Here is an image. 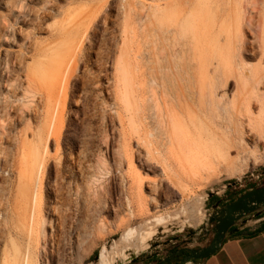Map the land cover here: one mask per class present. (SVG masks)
Instances as JSON below:
<instances>
[{"label":"bare ground","instance_id":"1","mask_svg":"<svg viewBox=\"0 0 264 264\" xmlns=\"http://www.w3.org/2000/svg\"><path fill=\"white\" fill-rule=\"evenodd\" d=\"M79 4L81 10L88 9L77 16L74 25L58 33L63 42L60 59L64 64L61 63L60 70L55 68L58 71L51 74L52 82L38 86V96L46 102L47 116H55V120L52 117L54 121L49 119L39 133L32 135L36 145L29 151L25 140H21L17 175L23 203L29 198L28 190L35 186L37 172L45 164L43 158L51 140L58 144L61 139L62 105L57 108L56 96L60 84L66 85L80 62L82 45L77 46L78 34L87 36L89 28H84L85 23L97 22L106 2L98 7L92 0ZM17 5H12L11 11L18 10ZM117 18L123 21V31L117 46L119 55L113 62L116 91L130 126L122 131V149L128 153L127 147L134 140L139 163L135 167L127 161L129 172L119 176L121 185L124 179L129 182L127 203L133 208L127 218L120 220V226L126 227L147 214L145 186L152 202L161 181L185 196L189 187L213 178L217 171L226 168L234 174L239 170V159H233L231 151L235 147L245 149L242 143L246 129L264 135V0H159L150 4L120 0ZM246 30L255 34L260 50L257 55L261 65L251 68L242 56L248 45L243 34ZM102 50L95 53L94 59L99 72L110 59L108 50ZM7 56L3 55L5 61ZM27 81H31L30 75ZM230 81L234 88L228 92ZM121 125L124 126L123 121ZM247 155L255 159L253 152L248 151ZM221 166L224 170L219 169ZM80 170L77 173L82 176ZM143 175L148 179H143ZM31 196L37 197L32 193ZM200 209L191 218L198 226L204 221ZM181 215L186 218L184 209ZM180 219L179 214L156 216L144 220L138 228L127 227L118 242L101 248L96 264H123L130 255L146 251L155 242L158 228ZM32 221L22 228L27 237L25 248L22 250L12 239L13 250L3 255L2 264H37L40 250L45 251L47 245L53 247L56 232L49 240L43 236L40 240ZM178 224L182 227L188 222ZM103 230L100 227L97 236Z\"/></svg>","mask_w":264,"mask_h":264},{"label":"rangeland","instance_id":"2","mask_svg":"<svg viewBox=\"0 0 264 264\" xmlns=\"http://www.w3.org/2000/svg\"><path fill=\"white\" fill-rule=\"evenodd\" d=\"M81 1L0 0V264L3 255L13 250L12 239L22 250L25 248L27 237L22 228L32 220L38 239L43 236L49 240L55 232L58 235L53 247L47 245L45 251L40 250L37 264H92L101 248L104 245L110 248L114 241L118 242L127 227L138 228L144 220L150 221L156 216L179 214L181 219L158 228L155 241L163 236L160 244L176 238L192 239L193 246L196 243L202 245L210 230V225L206 224L207 209H210L208 194L219 191L215 197H221L220 189L251 173H264L261 165L264 135L246 129L242 143L246 150L242 146L231 151V157L239 159L236 174L221 166L219 169L225 168L223 172L217 171L213 178L189 187L185 196L166 181H161L154 202L145 186L147 214L126 227L120 226V220L127 218L133 208L127 203L129 182L124 179L121 185L119 176L129 172L127 161L135 167L139 164L134 140L127 147L128 153L122 149V131L129 130L130 126L117 99L113 62L119 55L117 46L121 43L123 21L117 18L120 0H92L96 7L106 2L104 13L97 22L85 23L84 28H89L87 36L76 33H79L77 46L82 45L80 62L66 85L60 84L56 96L59 99L57 108L62 105L59 145L51 140L43 158L45 164L36 174L35 186L28 190L29 198L21 202L17 175L21 140H25V148L29 151L36 145L32 135L39 133L45 123L55 120V116H47L46 102L38 96V86L52 82L51 74H57L61 67L63 42L58 33L74 25L77 16L88 9H80ZM137 1L150 4L159 0ZM15 4L20 10L11 11ZM243 34L245 44H248L245 45L246 52L242 51L246 65L249 68L261 65L257 37L249 30ZM102 49L108 50L110 59L99 72L94 59L95 53ZM5 53L9 55L6 61ZM75 53L78 54L79 49ZM28 75L31 81H27ZM230 82L231 86L226 88L228 92L234 88V82ZM240 149H244L243 152ZM237 150L240 151L238 155ZM248 151L255 154V159L247 155ZM78 168L82 170V176L77 173ZM142 178L148 179L145 175ZM31 193L37 197L32 199ZM198 208L204 216L201 226L191 220ZM183 209L186 218L181 215ZM181 221L188 224L181 227L178 224ZM100 227L104 230L97 236ZM190 229L194 232L188 238ZM159 250L163 252L164 247Z\"/></svg>","mask_w":264,"mask_h":264},{"label":"water","instance_id":"3","mask_svg":"<svg viewBox=\"0 0 264 264\" xmlns=\"http://www.w3.org/2000/svg\"><path fill=\"white\" fill-rule=\"evenodd\" d=\"M242 183L243 180H238L220 189V192L224 193L228 188L239 187L240 185H242ZM218 193L219 191H214L208 194L207 199H211L212 197L217 196ZM263 211H264V187L261 188L258 187L249 190L247 193L238 197L234 202L230 203L229 205L221 209L215 210V207H213L212 212L207 214V220H206V224L213 226L214 236L212 240L208 243V245H206L205 247L199 250H193L189 248L180 251V252L189 253V256L185 258L183 261H181L179 264H197V262L206 260L207 258L213 256L220 249L226 237H230L238 232V229L228 231L230 228L238 225L239 223L241 225H244L248 221L258 218L263 213ZM187 232H188V238H191L194 231L190 229ZM162 237H159V239H157L153 244H150L149 248L146 251L138 252L133 256L130 255L129 259L123 264H136V263L143 264L145 262H148L162 253V251L159 250L161 247L172 245L174 243V240H177L176 238H174L167 243L160 244L159 240L162 239ZM187 244L190 247L193 246L194 244L193 240L191 239L187 241ZM180 252L176 254H179ZM176 254H173L171 257H173ZM167 259L168 258H165L159 264L166 263ZM97 260H98V255L94 258L92 264H96Z\"/></svg>","mask_w":264,"mask_h":264},{"label":"crops","instance_id":"4","mask_svg":"<svg viewBox=\"0 0 264 264\" xmlns=\"http://www.w3.org/2000/svg\"><path fill=\"white\" fill-rule=\"evenodd\" d=\"M234 229L238 232L226 237L213 256L197 264H264V211L258 218L244 225L239 223Z\"/></svg>","mask_w":264,"mask_h":264},{"label":"flooded vegetation","instance_id":"5","mask_svg":"<svg viewBox=\"0 0 264 264\" xmlns=\"http://www.w3.org/2000/svg\"><path fill=\"white\" fill-rule=\"evenodd\" d=\"M262 183L263 184L259 188L264 187V181ZM255 186L256 185L254 184L251 187H255ZM251 187L246 186L244 188H239V187L228 188L223 193V195L221 197H212L211 199H208L207 205H208V208H210V209H207V211H208L207 214L212 212L213 207H215V210H218V209H221V208L229 205L230 203L234 202L238 197L247 193ZM234 228H236V226L230 228L228 231H231ZM208 234L209 235L207 236L206 241L202 245L196 243L195 246H191V247L187 244V241H189V239H186L183 241L178 240V239L174 240V243L171 246H164V251L159 256H156L153 259H151L150 261L145 262L143 264H159L165 258H168V259H167L166 263H164V264H179L181 261H183L185 258H187L189 256V253L180 252V251L185 250V249H189V248H191L193 250H199V249L205 247L206 245H208V243L212 240V238L214 236L212 225H210V230L208 231ZM178 252H180V253L176 254ZM173 254H176V255L171 257ZM136 264H138V263H136Z\"/></svg>","mask_w":264,"mask_h":264},{"label":"built area","instance_id":"6","mask_svg":"<svg viewBox=\"0 0 264 264\" xmlns=\"http://www.w3.org/2000/svg\"><path fill=\"white\" fill-rule=\"evenodd\" d=\"M261 165L264 166V153L261 156ZM264 173H251L248 176H245L242 180L243 183L242 185L239 186V188H244L246 186H253L254 184L256 185L255 187H251L249 190H252L254 188L260 187L264 181Z\"/></svg>","mask_w":264,"mask_h":264}]
</instances>
